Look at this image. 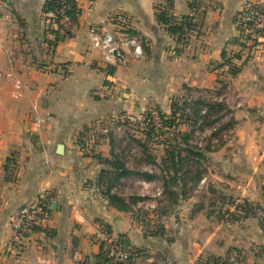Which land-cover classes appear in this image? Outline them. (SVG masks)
Returning <instances> with one entry per match:
<instances>
[{
	"label": "crops",
	"instance_id": "0c3cea01",
	"mask_svg": "<svg viewBox=\"0 0 264 264\" xmlns=\"http://www.w3.org/2000/svg\"><path fill=\"white\" fill-rule=\"evenodd\" d=\"M46 1L16 0L13 25L0 39V264H94L101 224L112 240L125 239L135 251L136 264H203L224 257L230 264H264V231L257 219L242 217L237 210L233 220L228 215L243 198L264 209L262 39L254 47L242 42L250 54L241 53L245 65L233 82L237 99L244 98L246 108L253 109L247 115L235 112L238 146L230 152L225 144L211 155H222L225 170L243 181L235 202L223 208L216 222L203 206L198 213L204 215L197 219L191 213L176 215L174 229L162 223L174 232L171 238L153 236L151 226L147 233L135 215L142 203L133 212L116 211L96 185L105 169L102 160L110 159L111 151L89 149L81 142L93 123L137 116L147 106L169 109L170 96L184 87L213 90L224 63L221 54L238 32L235 15L247 3L264 6V0H195L193 9L189 0H171V15L189 17L204 34L195 43L189 40L183 51L175 50L177 38L157 24L155 7L164 0H76V22H62L70 35L50 48L52 40L44 31L56 24L52 15L43 14ZM91 31L111 34L120 58L106 64L93 46ZM190 33L186 39H196ZM131 36L141 39L142 58L133 56ZM14 80L22 84L19 99L11 96ZM58 145L62 154L56 152ZM236 158L242 165H236ZM40 192L46 193L49 205L47 221L31 236L16 237L13 222ZM189 202V212H195L197 203ZM198 222L205 227L197 229ZM205 231L207 238L198 240V233L204 237Z\"/></svg>",
	"mask_w": 264,
	"mask_h": 264
},
{
	"label": "rangeland",
	"instance_id": "374dc122",
	"mask_svg": "<svg viewBox=\"0 0 264 264\" xmlns=\"http://www.w3.org/2000/svg\"><path fill=\"white\" fill-rule=\"evenodd\" d=\"M245 8L247 9V13L245 15H242V18H239V16L236 17L235 15V18H237V21L239 22H249L251 23V25L242 33L238 31L237 28L238 32H236L235 36L231 37V43L227 47V50L224 52L226 59H229V61H231L230 65H234V67L236 68L240 67L239 72L245 64L243 63V60L236 59L235 56H240L242 53L243 57H249L246 55L250 54V52L247 50L248 47L241 48L242 46H240V44L242 42L248 43L251 45V47H254L252 46V42L248 41L246 37L253 36V38L257 37V39H262L261 35L256 36L257 32H262L253 27L251 19L252 17L257 18V15L259 16V14H263L255 9H252V5H249L248 3ZM53 21L52 23L51 21L49 22V24L51 23L52 26L54 24ZM51 29H57V26H53L51 28L49 25V27H47V29L44 31V36L50 37V39L53 41L54 37L49 32ZM192 32L195 33L193 37L196 36V39H186V37L191 34L190 32H188L183 37V39L180 40V42L174 43L175 50L177 49L176 51L185 50L190 41L195 43V41L198 40L199 37L204 36L201 30H196V25L195 29H193ZM59 35H63V32H61ZM138 39L143 50L144 47L141 39ZM262 41L264 40L262 39ZM242 45L244 46L245 44ZM49 47L51 48V46ZM239 48L242 49V52L239 51ZM239 72L237 74H239ZM237 74L232 75L229 66L223 65L218 72L216 86L213 90L193 88L192 91L189 92L186 89H189V87H184L182 88V92L179 95L170 96V106L172 104L173 106L178 105L179 108L182 107L183 109L185 102H189L197 98H202L204 101L209 102H222L229 110V113L226 114L223 123H226L229 118H232L233 120L235 112L239 110H241L242 112L241 115H247L246 112L248 114H251V111H253V109L246 108L248 107L249 102L244 100V98H240L241 101L237 99L238 91L236 89L238 88V86L233 85V82H235L236 80ZM239 102L242 103V106H240L241 108L236 107L237 103ZM157 109L158 108H155V106H147V108L137 116L123 117L122 119H106L104 121H101L100 123H93L91 127L86 130V136L84 135L86 137L85 141L87 142H81L83 144L86 143L87 145L85 147L89 149H93L94 146H101L102 148H104V150H106L105 153H107L108 150L113 151L116 156L124 162L126 168L131 171L147 172L160 178L158 167L164 157V148L160 146L159 143L163 144L165 140L177 137V143L180 144L181 147H189V142L187 144H183L181 136L177 134L189 133L190 130L194 129L193 138L190 142V145L199 149L210 147L211 151L205 153L207 161L203 163L205 167V173L203 174L201 182L190 192L188 183L185 191L187 193L186 198L179 199L176 205H170L166 197H163L161 194V180L157 179L155 181L146 182L145 180L137 176L129 177L121 182L120 186L115 191H113V193H116L125 199L133 196L145 197L146 199H148L146 202L142 203L140 208L136 209L135 211L137 220L139 222H143L146 225L147 233L150 226L153 227L152 233H154V231L160 226L164 227V224L165 226H169V224H171L172 229H174L173 227L176 225L174 217L176 215H187L189 217V214L191 213L194 215L196 214L194 219H197L200 215H204L203 212L198 213V207H200L201 209L203 208V206L206 215L210 214L211 212V215L214 216L216 222L218 218L221 217V211L223 210V208L225 206H229L235 199L234 195L238 194L237 192H239V190L237 187H239L240 184H243V181L240 180V177L238 175H235L230 170H225V167L228 165L224 164L225 160H221L222 155H219L217 157L211 156L212 154L217 153L218 150L221 149L225 144L228 145V151L230 152L238 146L235 139L236 122L230 130L221 132L219 134V137H214L212 136V133L214 132L213 128H204L203 130H199L189 122L191 120L186 119L185 115L181 113L183 111L182 110L177 114L180 115V117L177 118L178 120L175 127L171 129L169 128L168 130L167 125L166 129L162 128V126L164 125L159 118ZM164 110H166V112H164ZM160 111L166 117V119L169 120L171 115L170 107L169 109L162 108ZM148 119H150V121L154 123V132L151 134L149 139L147 138V133L149 132L150 128L146 126ZM216 128L217 126H215V129ZM132 139L146 142L145 145L148 149V154L155 159V164L149 163V161L143 155L141 148L138 147L134 142H132ZM88 141H92L93 143H89ZM236 160L240 161H236V165H242L241 159L236 158ZM217 186H220L223 190L216 189L215 187ZM189 199H192L193 201H195V203H197V205L195 204L197 209L195 210L196 213L192 211L189 212V203H191L189 202ZM254 203L255 200L253 203H250L243 198L238 206H234V210L228 214L230 215L229 217H231L233 220V218H235L236 216V213L239 212L242 217H253L257 219L258 225L259 227H261V223H264V209ZM156 209L157 213H152V211ZM225 209V211L228 212V208L226 207ZM235 210H237V212ZM165 222H169V224L166 225ZM215 222H213V224H216ZM184 224L186 225L187 222ZM195 226H197V229H200V227H205V224L198 222ZM209 229H211V226H209ZM164 231H166V233L164 232L165 236H168L170 238L173 237L174 232L170 231V228L164 227ZM205 232L206 233L204 237L202 234L198 233L196 238H198V240H205L207 238V231ZM259 254H261V251L259 252ZM237 256L239 260H242L244 258L241 254H237ZM223 259L224 261H226V263L230 264L226 257H224Z\"/></svg>",
	"mask_w": 264,
	"mask_h": 264
},
{
	"label": "trees",
	"instance_id": "16d2710c",
	"mask_svg": "<svg viewBox=\"0 0 264 264\" xmlns=\"http://www.w3.org/2000/svg\"><path fill=\"white\" fill-rule=\"evenodd\" d=\"M195 5V0H189L188 6L190 9H193ZM252 9L257 10L264 15V6H253ZM156 21L157 24L164 28L165 32L171 36L177 38V43L183 39V37L195 29V25L192 24L189 17L183 16L180 18H175L171 15L172 11V1L164 0L163 6H156ZM247 13V9L244 8L240 13L236 15L239 18H242V15ZM44 15H52L54 23L57 26V29H51L49 32L54 37L53 41H49L48 45L54 47L58 42H60L64 37L70 35L69 32L64 31L62 22L64 20L70 21L71 23L76 22L79 15V10L76 5L75 0H64V4L60 5L59 0H47L43 7ZM239 20V19H238ZM235 22L240 23L237 25L238 31L241 33L250 27L251 23H242L241 21ZM60 32H63V35H59ZM261 35L264 40V33L257 32L256 36ZM248 41L252 42V46H258L257 37L248 36L246 37ZM263 45V54H264V41L261 43ZM240 46H243L242 43ZM221 58L223 59V65L229 66L230 72L232 75H235L239 72L240 67L236 68L234 65H230L229 59H226L225 53L222 52ZM236 59H240L239 55L235 56ZM109 73H112V69L108 70ZM187 91H192V89L186 88ZM158 115L164 126L162 128L166 129V125L169 128H173L176 125L177 118L180 115H177L180 111L183 113L187 120L194 127H197L199 130L204 128H213L214 132L212 136L219 137L220 133L223 131L230 130L233 125H235L234 119L229 118L226 123H223V120L226 117V114L229 113V110L222 102H209L204 101L202 98H197L195 100L185 102L184 107L179 108L178 105L170 106L171 115L169 120L161 113L159 109ZM187 111V112H186ZM199 122V123H198ZM153 125V126H152ZM150 130L147 133V138L149 139L151 134L154 132V123L147 120V125ZM215 126L217 128L215 129ZM156 127V126H155ZM194 129L190 130L189 133H179L177 135L181 136L183 144L189 142V147H181L177 143L178 138L174 137L172 139H167L163 144L159 143L160 146L164 148L163 150V159L159 165L160 178L155 175L147 172H137L131 171L126 168L124 162L116 156V154L111 151L110 159L102 160L105 169L101 170L96 185L100 188V193L106 198L108 205L119 212H133V207L137 206L139 203H144L148 199L145 197H128L127 199L119 196L116 193H113L121 183L122 179H127L129 177L137 176L145 180L146 182L155 181L157 179L162 182V196L166 197L170 205H176L179 199L186 198L187 193L186 187L189 183V192L193 190L201 182L203 174L205 173L204 162L207 161L205 155L206 152H210V147L204 149H199L190 145V142L193 138ZM138 147L141 148V151L145 158L149 161L150 164H155V159L148 154V149L146 147V142L139 141L137 139H132ZM99 159V158H98ZM7 169V168H6ZM158 205V204H157ZM152 213H157V209L152 211ZM158 218V217H157ZM261 229L264 231V223H261ZM103 227L106 233L109 235V230L105 225H100ZM164 227L160 226L157 228L153 236H164ZM119 241L126 244L124 238L119 237ZM105 243L100 242V253L95 257L94 264H112V260L108 257L107 251L104 249ZM137 252V251H136ZM84 264V263H82ZM203 264H228L224 259L214 258L210 262Z\"/></svg>",
	"mask_w": 264,
	"mask_h": 264
},
{
	"label": "built area",
	"instance_id": "2783aa9c",
	"mask_svg": "<svg viewBox=\"0 0 264 264\" xmlns=\"http://www.w3.org/2000/svg\"><path fill=\"white\" fill-rule=\"evenodd\" d=\"M15 2L16 0H0V39L8 34L9 28L13 25V6ZM59 3L63 5L64 0H59ZM251 22L255 29L264 33L263 15L259 14L257 18L252 17ZM91 34H93V46L100 51L103 61L106 64H111L115 61L117 58L113 53L117 51L118 55L119 45L114 40L113 36L111 34L98 36L94 34V31H91ZM128 45L133 48V56L136 59L143 57V50L137 36H131L128 40ZM21 92V82L19 80H14L11 96L14 99H19L22 95ZM48 216L49 205L47 204L46 193L40 192L36 196L35 203L22 209L17 219L13 222L12 228L16 237L31 236L38 228L45 224ZM97 238L105 243V249L108 257L112 260V264H136L135 251L118 239L112 240L103 227H98Z\"/></svg>",
	"mask_w": 264,
	"mask_h": 264
},
{
	"label": "water",
	"instance_id": "95a60500",
	"mask_svg": "<svg viewBox=\"0 0 264 264\" xmlns=\"http://www.w3.org/2000/svg\"><path fill=\"white\" fill-rule=\"evenodd\" d=\"M113 55L116 56V58H120L117 55V51H114ZM62 151H63V146L62 145H58L57 148H56L57 154H62ZM53 205H54V203L52 204V207H53Z\"/></svg>",
	"mask_w": 264,
	"mask_h": 264
}]
</instances>
